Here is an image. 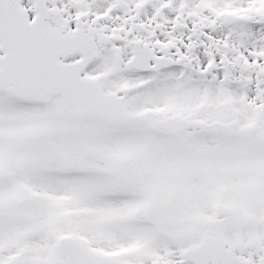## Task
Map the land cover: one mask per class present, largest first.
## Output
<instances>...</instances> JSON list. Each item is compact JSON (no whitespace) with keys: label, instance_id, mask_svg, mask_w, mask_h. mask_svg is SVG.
Masks as SVG:
<instances>
[{"label":"snow or ice","instance_id":"snow-or-ice-1","mask_svg":"<svg viewBox=\"0 0 264 264\" xmlns=\"http://www.w3.org/2000/svg\"><path fill=\"white\" fill-rule=\"evenodd\" d=\"M0 264H264V0H0Z\"/></svg>","mask_w":264,"mask_h":264}]
</instances>
